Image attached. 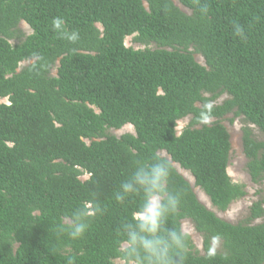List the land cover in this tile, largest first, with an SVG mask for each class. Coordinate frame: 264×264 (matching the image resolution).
I'll list each match as a JSON object with an SVG mask.
<instances>
[{"label":"trees","instance_id":"obj_1","mask_svg":"<svg viewBox=\"0 0 264 264\" xmlns=\"http://www.w3.org/2000/svg\"><path fill=\"white\" fill-rule=\"evenodd\" d=\"M145 1L0 0V264H131L122 225L143 193L115 196L138 162L157 158L169 162L167 187L180 196L165 225L187 236L184 259L173 253L177 264H264V220L256 222L264 199L229 222L174 166L220 211L245 197L228 172L222 119L233 113L245 122L247 172L264 180V0H178L190 14L173 0ZM56 17L79 33L76 43L53 30ZM131 35L144 47L127 46ZM128 124L134 133L109 132ZM81 207L88 228L72 239L68 226ZM184 220L202 236L203 253Z\"/></svg>","mask_w":264,"mask_h":264},{"label":"clouds","instance_id":"obj_2","mask_svg":"<svg viewBox=\"0 0 264 264\" xmlns=\"http://www.w3.org/2000/svg\"><path fill=\"white\" fill-rule=\"evenodd\" d=\"M202 11L206 12L204 8ZM53 30L70 43L79 40L77 31H69L64 20L56 17L52 21ZM235 35L244 37L242 26L235 25ZM171 166L168 161L157 158L150 165L139 163L130 179L122 182L116 200L123 202L128 196L143 193V200L130 221L122 225L127 237L124 257L131 264H177L175 257L184 259L187 236L176 229L166 228V221L179 208V194H172L167 187ZM88 209L81 207L73 214V222L68 226L72 239L82 238L88 228ZM63 230V229H62ZM215 255V251L210 252Z\"/></svg>","mask_w":264,"mask_h":264},{"label":"rangeland","instance_id":"obj_3","mask_svg":"<svg viewBox=\"0 0 264 264\" xmlns=\"http://www.w3.org/2000/svg\"><path fill=\"white\" fill-rule=\"evenodd\" d=\"M177 5L184 10L186 13L190 14L191 10L184 7L182 4L179 3L178 0H173ZM144 4L147 7L148 4L144 0ZM20 26L26 33V35H29L32 33L31 27L24 21L21 22ZM17 40H12V43H17ZM125 44L127 46H132L134 48H143L144 46L136 43L133 40V35L126 37ZM196 60L201 63L202 65H205V60L200 54H195ZM30 62L25 61L21 63L20 69L24 66L28 65ZM19 69V70H20ZM54 74H56V70H54ZM229 96L227 94H224L219 98L217 101L218 103H222L226 98ZM2 102H7V99H2ZM231 119H234V122H231ZM190 118H184L180 121H178L177 130L180 132L184 126H186L189 122ZM215 118L208 120V122L214 121ZM223 124L227 127L229 130L230 136H231V154H230V165L228 168V172L230 176L232 177L233 181L238 183H243L246 186L247 194L242 199L232 203L230 207L226 211H220L216 207H214L209 199V197L200 189L195 187V179L192 176V174L183 169L178 163H175L176 167L177 164L182 168L183 173L179 170L178 171L191 183V185L194 187V190L198 196V198L201 200L202 203H204L209 209L215 211L218 216L221 218L232 222L237 223L239 221H242L249 212V207L256 201L260 199H264V180L260 183H254L250 175L247 172V158L243 152V145H242V127L245 125V122L243 120V117H234V114H228L225 118L222 119ZM110 133H113L117 136H121L124 133L130 132L134 133L135 130L132 125L128 124L124 126L123 128L116 130V129H110ZM254 133L257 138L263 139L262 132L254 126ZM89 142V141H88ZM163 155L169 157V155L163 151ZM190 175L193 177V179L190 177ZM88 175L85 174L82 176V179H87ZM264 218H261L257 220L256 222L263 221ZM255 222V223H256ZM182 229L184 232L191 235L193 242L195 243L196 247L199 249L200 252L203 253V238L202 236L195 230L192 222L190 220H184L182 222ZM126 246V244L124 245ZM216 248H219L218 245H215ZM116 264H123L124 262L120 259H117L115 261Z\"/></svg>","mask_w":264,"mask_h":264},{"label":"bare ground","instance_id":"obj_4","mask_svg":"<svg viewBox=\"0 0 264 264\" xmlns=\"http://www.w3.org/2000/svg\"><path fill=\"white\" fill-rule=\"evenodd\" d=\"M177 167L179 168V170L181 171V173H183L182 168L178 164H177ZM190 177L193 179V177L191 175H190Z\"/></svg>","mask_w":264,"mask_h":264},{"label":"water","instance_id":"obj_5","mask_svg":"<svg viewBox=\"0 0 264 264\" xmlns=\"http://www.w3.org/2000/svg\"><path fill=\"white\" fill-rule=\"evenodd\" d=\"M169 158V160H171V158L170 157H168ZM174 166L176 167V165L174 164ZM177 168V167H176Z\"/></svg>","mask_w":264,"mask_h":264}]
</instances>
